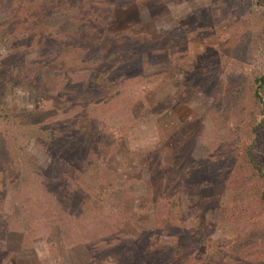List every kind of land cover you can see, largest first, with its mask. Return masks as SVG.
<instances>
[{
  "label": "rangeland",
  "instance_id": "374dc122",
  "mask_svg": "<svg viewBox=\"0 0 264 264\" xmlns=\"http://www.w3.org/2000/svg\"><path fill=\"white\" fill-rule=\"evenodd\" d=\"M261 76L259 0H0V264H264Z\"/></svg>",
  "mask_w": 264,
  "mask_h": 264
},
{
  "label": "trees",
  "instance_id": "16d2710c",
  "mask_svg": "<svg viewBox=\"0 0 264 264\" xmlns=\"http://www.w3.org/2000/svg\"><path fill=\"white\" fill-rule=\"evenodd\" d=\"M88 1V5L89 6H93L94 4H107V3H111L114 2L115 0H87ZM126 1H133V0H126ZM260 2H262V8L264 9V0H259ZM77 11H81L80 8L77 6V8L75 9V13ZM75 13L69 14V13H61L56 20L59 22L61 21V23L63 24H67V23H71L69 25H64V31L65 30H69V31H73L74 33H82L83 32V26L84 24L82 23L81 16H77L75 15ZM78 13V12H77ZM79 14V13H78ZM82 18H84V16H82ZM79 19V20H77ZM85 19V18H84ZM129 38H125L122 41H120V46L119 47H124L126 46L129 42ZM113 47V46H112ZM111 47V48H112ZM104 79V74L103 76H101V80ZM10 88L9 85L5 84L2 88V90L0 92H2L3 94H5L6 92H9ZM252 94H253V99L255 101V103L259 106L260 109V115L262 116L261 118V122L260 125L264 124V76L258 77L255 80V84L252 88ZM0 111H2L3 114H5V117H11L12 116V109L9 107H6L4 104H0ZM35 131V130H34ZM37 131V130H36ZM37 133V132H36ZM40 134H35L34 132L30 133V131H27V134L30 136L31 139H33L34 141V145L36 147H39L40 149H42V151H48V153L50 154V157L52 158V160H54V162L56 161L57 163H60V150L59 148L55 147L53 144V136L50 133H44V132H39ZM74 135L77 138H93L92 134L90 133H77L74 131ZM105 136V135H104ZM55 139V138H54ZM95 140L97 141H102L104 145H106L105 149L110 150V151H116L117 147H119V142H118V138H116L117 142H113V140H111L109 138V140L105 139V138H99V137H94ZM112 144V145H110ZM110 145V146H109ZM1 147V146H0ZM250 163L254 169V171L256 172V178L258 179L259 182L263 183L264 185V165L261 164L260 162H257L256 159H253V157L250 155ZM73 171L77 174H75L76 176V181L78 179H88L91 180L89 176L85 175V173H82L80 171V169L78 167H75L73 169ZM102 184V183H100ZM99 185H96V187L94 188L95 190L100 187ZM77 188V187H76ZM86 191L91 192V187H89L88 189H86ZM73 195V197H77L78 194L75 190H73V192L71 193ZM260 200L262 203H264V188L263 191L259 194Z\"/></svg>",
  "mask_w": 264,
  "mask_h": 264
}]
</instances>
